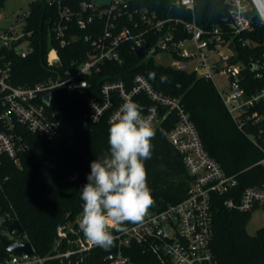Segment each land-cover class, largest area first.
<instances>
[{
	"label": "trees",
	"instance_id": "obj_1",
	"mask_svg": "<svg viewBox=\"0 0 264 264\" xmlns=\"http://www.w3.org/2000/svg\"><path fill=\"white\" fill-rule=\"evenodd\" d=\"M82 0H63L72 10H80ZM173 0H128L127 7L121 15L111 18L121 27L140 20L135 10L148 8L159 17L182 16L190 20L192 12L184 7L172 5ZM3 0H0V5ZM103 6V5H102ZM89 11L84 14L87 15ZM133 13V18L129 14ZM116 15V13H114ZM56 4L49 0H33L29 11L24 14L23 26L31 32L27 40L32 50L22 57L17 52L3 49L4 55L12 67L10 82L14 85H34L56 78L65 69L75 70L76 65L84 60L92 51L85 36H99L105 28L106 18L97 17L87 28L81 29L74 23L70 32L77 39L67 46H59L52 30L58 20ZM194 16L197 23L204 27H228L226 0H197ZM113 17V16H112ZM255 30L252 37L259 40L256 47L243 46L236 39L237 59L249 62L250 56L264 53V26L254 19ZM180 36L189 34L181 30ZM52 48H56L57 56L62 63L49 59ZM1 63V60H0ZM137 74L144 75L152 85L165 95L177 98L195 123L204 143L205 149L222 166L229 175H237L238 189L247 186H264V166L259 160L264 156V119L257 125H247L240 129L225 107L214 82L195 72L182 71L169 65L157 62L153 56L138 57L131 43L126 41L121 46L119 60L106 62L100 71L87 76L88 87L72 93L64 87L55 90V105L48 111L55 112L53 118L59 121L56 134L52 137L28 133L29 149L21 156V166L8 160L4 171L9 175L5 182V196L2 207L11 212L21 222L26 237L32 243L35 252L48 258L44 264H70L65 257H53L64 253L70 247V240L77 237L68 227V235L60 238L59 225L79 229L83 201L80 191L88 182L90 163L108 151L109 145L108 110L98 120H91V109L88 99L101 95V86L106 81H123L128 87ZM150 74L152 76L150 77ZM167 82L161 83V77ZM248 85L259 82L248 75ZM252 84V85H251ZM261 84V83H260ZM139 104L143 109L155 102L145 94H140ZM117 104L114 103V106ZM264 114V101L257 106ZM160 113L167 114L155 128L152 156L145 162L147 183L155 200L150 211H160L170 204L182 200L189 188L191 177L185 167L183 156L168 138L170 130L179 120L176 110L159 107ZM227 195L219 197L214 205V237L212 250L218 260L217 264H264V227L252 235L247 231V223L253 208L239 211L226 208L223 200ZM133 223H126L125 228ZM119 231H113V234ZM117 248L104 249L93 247L83 254L82 264H111L108 254ZM1 257L9 256L0 244ZM149 255L141 253L134 246L133 259L137 264H149ZM80 258L73 256V263Z\"/></svg>",
	"mask_w": 264,
	"mask_h": 264
},
{
	"label": "built area",
	"instance_id": "obj_2",
	"mask_svg": "<svg viewBox=\"0 0 264 264\" xmlns=\"http://www.w3.org/2000/svg\"><path fill=\"white\" fill-rule=\"evenodd\" d=\"M196 2L197 0L192 3L186 0L172 2L176 7L190 10L193 14L190 20L182 16L159 17L155 11L141 8L135 10V13H139L140 20L136 19L130 25L119 27L111 18L116 19L117 15H121L128 0H111L103 6L97 5L93 0H82L77 12L63 0H49V4H56L58 9V20L54 22L51 31L61 47L77 39V35L70 32L72 23L85 29L97 17L106 18L104 31L99 36L87 35L84 38L92 46L87 57L76 65L75 70L65 69L58 77L31 86L12 84L11 64L4 55H0V236L14 238L9 231V224L16 218L2 207L4 185L9 177L4 171L8 160L21 166V156L30 147L28 133L48 137L56 134L60 123L53 118L55 112L48 111V107L55 105V90L64 87L72 93L88 87L87 76L100 71L106 62L119 60L121 46L126 41L131 43L135 52L148 44L142 56L145 58H155L159 53L169 55L170 60L161 63L174 69L195 72L212 81L214 72L226 75L228 84L223 87L213 82L240 129L247 125H257L264 119V114L257 108L264 101V53L250 56L248 63L236 58V39L243 46L251 48L260 43L252 37L255 30L254 18L237 20L229 15L226 18L227 29L217 25L204 28L194 16ZM86 11H89L87 15L84 14ZM133 16V13L129 14L130 18ZM18 24L15 22L14 25L0 28V52L3 49H13L25 57L32 50L26 37L31 32L25 31L23 22H20V28ZM181 30L189 36H180ZM212 53L218 54L219 58L212 60ZM49 59L53 63L58 59L59 66H62L56 48L51 49ZM249 73L259 84H251V87L248 85ZM47 93L49 103L44 101ZM142 93L155 102L142 112L154 130L167 114L160 113L159 107L177 111L179 120L170 130L168 138L182 154L191 182L182 200L160 211L149 210L142 223L131 224L126 231L113 234L117 248L108 254V259L111 264H137L133 259V250L134 246H138L142 254L149 255V264H217L218 260L212 250L215 203L219 197L227 195L223 200L226 208L252 210L264 203V186L238 189L237 175L227 174L205 149L195 123L180 101L158 91L142 74L134 76L130 87L123 81L103 83L101 95L88 99L91 120L98 121L112 108L108 114L109 121L126 101L139 104L138 98ZM116 99L117 104L114 106ZM259 164L264 166V156ZM68 229L77 234V237L70 240V247L64 253L53 257H65L72 264V257L79 255L75 264H82L83 254L95 246L74 227ZM57 230L60 238L67 237L66 225H59ZM25 237L24 230V234L17 239L28 241ZM8 254L6 257L0 255V264H44L50 258L38 255L34 247L31 254Z\"/></svg>",
	"mask_w": 264,
	"mask_h": 264
},
{
	"label": "clouds",
	"instance_id": "obj_3",
	"mask_svg": "<svg viewBox=\"0 0 264 264\" xmlns=\"http://www.w3.org/2000/svg\"><path fill=\"white\" fill-rule=\"evenodd\" d=\"M226 4L234 19L254 18L264 26V0H226ZM165 82L167 77L162 76L161 83ZM142 112L136 102L123 103L109 120L108 151L90 163L88 182L80 191L79 229L94 246L112 247L113 231H126V223H142L155 204L145 167L155 130Z\"/></svg>",
	"mask_w": 264,
	"mask_h": 264
},
{
	"label": "rangeland",
	"instance_id": "obj_4",
	"mask_svg": "<svg viewBox=\"0 0 264 264\" xmlns=\"http://www.w3.org/2000/svg\"><path fill=\"white\" fill-rule=\"evenodd\" d=\"M33 0H3V4L0 5V28H6L14 25L15 22L19 23L18 28L21 27L20 22L23 21L24 14L29 11L30 2ZM97 5L108 4L111 0H93ZM190 47L193 44L189 43ZM219 58L218 54L212 53V60ZM157 62H168L170 56L165 53H159L155 56ZM213 81L220 87L228 84L226 75H222L219 72H214ZM68 228L73 227V222L67 225ZM264 227V203L252 210L250 218L247 223V231L254 235L258 229Z\"/></svg>",
	"mask_w": 264,
	"mask_h": 264
},
{
	"label": "water",
	"instance_id": "obj_5",
	"mask_svg": "<svg viewBox=\"0 0 264 264\" xmlns=\"http://www.w3.org/2000/svg\"><path fill=\"white\" fill-rule=\"evenodd\" d=\"M148 46L146 44L144 47L139 48L136 53L138 57H142L145 53V49ZM56 62L58 59H55ZM58 63V62H57ZM44 101L46 103H49V94L47 93L44 96ZM9 231L14 236V238L10 239L5 236H0V242L7 253H32L33 252V246L30 241H20L17 239V237L22 236L24 234V228L19 221V219H14L9 224Z\"/></svg>",
	"mask_w": 264,
	"mask_h": 264
}]
</instances>
